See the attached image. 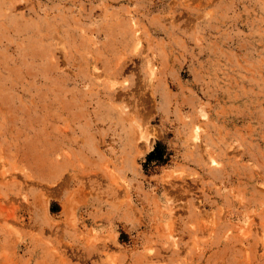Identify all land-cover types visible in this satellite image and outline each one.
Wrapping results in <instances>:
<instances>
[{"label":"rangeland","instance_id":"374dc122","mask_svg":"<svg viewBox=\"0 0 264 264\" xmlns=\"http://www.w3.org/2000/svg\"><path fill=\"white\" fill-rule=\"evenodd\" d=\"M0 264H264V0H0Z\"/></svg>","mask_w":264,"mask_h":264},{"label":"trees","instance_id":"16d2710c","mask_svg":"<svg viewBox=\"0 0 264 264\" xmlns=\"http://www.w3.org/2000/svg\"><path fill=\"white\" fill-rule=\"evenodd\" d=\"M163 149L160 145L156 147V149L148 156V164L158 161L159 163H164L165 160L163 159Z\"/></svg>","mask_w":264,"mask_h":264}]
</instances>
